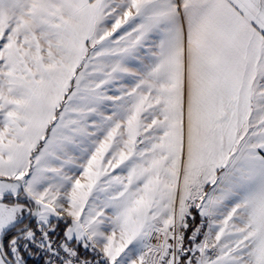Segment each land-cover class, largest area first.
Instances as JSON below:
<instances>
[{"label":"snow or ice","instance_id":"snow-or-ice-1","mask_svg":"<svg viewBox=\"0 0 264 264\" xmlns=\"http://www.w3.org/2000/svg\"><path fill=\"white\" fill-rule=\"evenodd\" d=\"M0 264H264V0H0Z\"/></svg>","mask_w":264,"mask_h":264}]
</instances>
